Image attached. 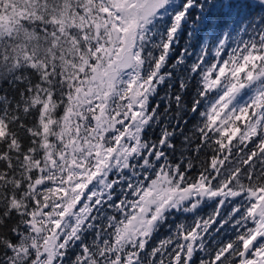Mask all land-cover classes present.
<instances>
[{
    "label": "snow or ice",
    "instance_id": "snow-or-ice-1",
    "mask_svg": "<svg viewBox=\"0 0 264 264\" xmlns=\"http://www.w3.org/2000/svg\"><path fill=\"white\" fill-rule=\"evenodd\" d=\"M0 264H264V0H0Z\"/></svg>",
    "mask_w": 264,
    "mask_h": 264
},
{
    "label": "trees",
    "instance_id": "trees-1",
    "mask_svg": "<svg viewBox=\"0 0 264 264\" xmlns=\"http://www.w3.org/2000/svg\"><path fill=\"white\" fill-rule=\"evenodd\" d=\"M246 38V37H245ZM211 211V207L210 206H206L202 212V215H206L208 212Z\"/></svg>",
    "mask_w": 264,
    "mask_h": 264
}]
</instances>
